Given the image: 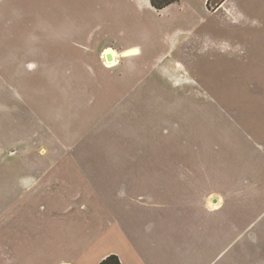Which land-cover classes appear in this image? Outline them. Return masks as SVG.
I'll return each mask as SVG.
<instances>
[{
  "label": "rangeland",
  "instance_id": "rangeland-1",
  "mask_svg": "<svg viewBox=\"0 0 264 264\" xmlns=\"http://www.w3.org/2000/svg\"><path fill=\"white\" fill-rule=\"evenodd\" d=\"M0 4L14 10L5 11L11 30L5 42L0 33V46H11L12 60L18 51L28 60L24 68L0 64L3 82L22 87L30 109L64 142L61 159L39 174L29 172L39 161L33 154L9 159L7 167L0 162V172L12 174L0 176L6 187L0 218L22 199L18 220L27 221L35 247L55 253L47 258H70L105 219L116 224L111 206L119 184L154 193L191 184L175 174L198 168L209 181L239 172L251 186L249 174L264 171V0H177L160 10L149 0ZM107 49L135 51L102 68L99 56ZM81 56L87 68L68 65ZM42 140L40 147L51 151L46 133ZM16 149L29 154L25 144ZM11 233V227L0 231ZM114 248L99 239L84 253Z\"/></svg>",
  "mask_w": 264,
  "mask_h": 264
},
{
  "label": "crops",
  "instance_id": "crops-1",
  "mask_svg": "<svg viewBox=\"0 0 264 264\" xmlns=\"http://www.w3.org/2000/svg\"><path fill=\"white\" fill-rule=\"evenodd\" d=\"M206 1L204 0V3ZM0 10L2 11L0 33L2 36L4 34L2 42H5L7 41L5 34L11 30L10 20L5 11L14 10L12 6L7 7L3 4H0ZM0 47L3 48L0 50L1 65L15 62V67L24 68L23 65L28 64V60H21L24 55H19L20 51L14 53L19 59L12 60L11 46L3 44ZM134 51L119 54L113 49L103 50L99 56L100 65L102 68H109L106 65L109 62L106 56L110 54L107 52H111L113 56H110L117 62L116 55ZM59 60L58 57L52 64L55 66ZM43 63L42 60L39 64ZM68 63L71 66L80 65L86 68L90 64L84 56L78 59L71 57ZM24 70L27 76L28 69ZM5 78L0 69V162L7 167L9 159H22L33 154L39 161L36 164L30 163L29 172L39 174L46 164H54L61 159L59 157L64 152L60 151L63 141L53 133L50 135L44 119L37 117L30 109L28 102L23 98L26 94L24 89L18 84L16 87L13 84L7 85L3 82ZM16 131L23 132V135L14 136ZM45 133L48 135L51 151H45L40 147L41 144H45L43 140L40 141L45 137ZM20 143L27 145L29 154L22 152L19 154L17 149L13 150V146ZM262 160L260 166H264V159ZM200 170L198 168L180 170L175 175L179 176L181 182L190 181L191 184L173 185L154 193L143 187L119 184L117 192L120 195L116 199V205L111 206V210L116 211V224L105 219L101 232L88 238L87 243H83L85 249L74 252L70 258H61L56 262L46 256L55 253L35 247V241L32 240L34 237L29 236L24 226L27 221L22 218L18 220L20 214L25 212V206L20 199L15 204L5 206L4 215L0 218V231L4 227L5 229L11 227L13 230V233L6 237L0 235V241L4 240L3 244L0 242V262L80 264L79 261L83 258L87 264H98L105 257L116 255L122 264H264V171L251 172L249 175L255 179L249 186L245 182L246 179L245 181L241 179L239 172L226 173L223 176L228 178L221 179L222 182L219 181V177L214 178L215 182L209 181L212 179L206 177L209 174ZM6 172L10 174L7 170L0 172L2 179H6L4 178ZM217 182L220 183L218 188L214 186L208 188L212 185L210 183ZM5 189L6 187H0L2 201L6 198ZM251 206L253 213L250 217L248 215L246 221L244 216ZM14 207L15 215L12 216ZM239 217L242 219L238 222ZM14 222L16 225L13 227ZM56 239L60 240L59 236ZM99 239L104 241V244L111 245L115 242V248L101 254L91 253L85 256L84 251L93 249ZM90 255L93 257L92 261H89Z\"/></svg>",
  "mask_w": 264,
  "mask_h": 264
},
{
  "label": "trees",
  "instance_id": "trees-1",
  "mask_svg": "<svg viewBox=\"0 0 264 264\" xmlns=\"http://www.w3.org/2000/svg\"><path fill=\"white\" fill-rule=\"evenodd\" d=\"M176 1L177 0H149L151 6L156 10L163 9L164 7ZM98 264H122V263L120 262L119 258L116 255H109L104 259H102Z\"/></svg>",
  "mask_w": 264,
  "mask_h": 264
},
{
  "label": "bare ground",
  "instance_id": "bare-ground-1",
  "mask_svg": "<svg viewBox=\"0 0 264 264\" xmlns=\"http://www.w3.org/2000/svg\"><path fill=\"white\" fill-rule=\"evenodd\" d=\"M107 53H109L110 55L113 56V54H112L111 52H107ZM112 60H113V61H112ZM106 65H107L108 67L114 66V65H115L114 58H112L111 61H109L108 63H106Z\"/></svg>",
  "mask_w": 264,
  "mask_h": 264
},
{
  "label": "water",
  "instance_id": "water-1",
  "mask_svg": "<svg viewBox=\"0 0 264 264\" xmlns=\"http://www.w3.org/2000/svg\"><path fill=\"white\" fill-rule=\"evenodd\" d=\"M111 59H112V57H111L110 55H107V56H106V60H107V61H111Z\"/></svg>",
  "mask_w": 264,
  "mask_h": 264
}]
</instances>
